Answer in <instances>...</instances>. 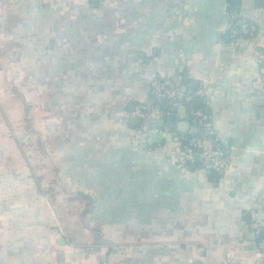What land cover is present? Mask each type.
<instances>
[{"label":"crops","instance_id":"0c3cea01","mask_svg":"<svg viewBox=\"0 0 264 264\" xmlns=\"http://www.w3.org/2000/svg\"><path fill=\"white\" fill-rule=\"evenodd\" d=\"M263 55L264 0H0V264L264 257ZM154 76L189 126L208 89L221 175L125 115Z\"/></svg>","mask_w":264,"mask_h":264},{"label":"built area","instance_id":"2783aa9c","mask_svg":"<svg viewBox=\"0 0 264 264\" xmlns=\"http://www.w3.org/2000/svg\"><path fill=\"white\" fill-rule=\"evenodd\" d=\"M235 26L232 37L236 41H243L257 33L256 25L246 19H233ZM264 74V55L262 56ZM151 101L148 105H136L132 111H126V116H135L143 119L147 111L156 113L157 117L166 118L163 128L156 126L152 121L145 127L146 142L152 141L155 133H168L176 145L177 154L183 159L198 161L201 169L214 173L215 177L221 175L229 159L228 147L224 145L215 132L212 114L208 108L209 91L205 86H199L188 95L190 103L197 102L194 108L193 123L186 131H179L176 123L179 119L176 113L177 106L181 103L175 94L159 77L150 80ZM186 162V161H185ZM253 264H264V257L254 261Z\"/></svg>","mask_w":264,"mask_h":264},{"label":"water","instance_id":"95a60500","mask_svg":"<svg viewBox=\"0 0 264 264\" xmlns=\"http://www.w3.org/2000/svg\"><path fill=\"white\" fill-rule=\"evenodd\" d=\"M182 108H184V106L180 107L179 109H182ZM132 121H136V119L134 118V119H132ZM188 127H189V122H187V121H181V122L177 123L178 130H180L182 132L186 131L188 129Z\"/></svg>","mask_w":264,"mask_h":264},{"label":"trees","instance_id":"16d2710c","mask_svg":"<svg viewBox=\"0 0 264 264\" xmlns=\"http://www.w3.org/2000/svg\"><path fill=\"white\" fill-rule=\"evenodd\" d=\"M197 105H198V103L197 102H194L192 106H194L193 108H195ZM185 163L187 165H196L197 167L200 166V164H199V162L197 160L196 161H191L190 159H187ZM212 175L215 176L214 173H212Z\"/></svg>","mask_w":264,"mask_h":264}]
</instances>
